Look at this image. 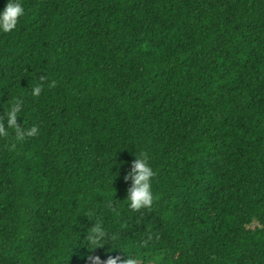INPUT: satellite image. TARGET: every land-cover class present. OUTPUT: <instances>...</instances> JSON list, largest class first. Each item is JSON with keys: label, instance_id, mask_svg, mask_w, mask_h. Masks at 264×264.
I'll use <instances>...</instances> for the list:
<instances>
[{"label": "trees", "instance_id": "trees-1", "mask_svg": "<svg viewBox=\"0 0 264 264\" xmlns=\"http://www.w3.org/2000/svg\"><path fill=\"white\" fill-rule=\"evenodd\" d=\"M22 3L0 33V117L18 102L24 133L0 136V264H264V0ZM141 155L154 200L132 210Z\"/></svg>", "mask_w": 264, "mask_h": 264}, {"label": "clouds", "instance_id": "clouds-1", "mask_svg": "<svg viewBox=\"0 0 264 264\" xmlns=\"http://www.w3.org/2000/svg\"><path fill=\"white\" fill-rule=\"evenodd\" d=\"M25 15V8L22 0H7V3L0 9V33H11L14 31L20 19ZM42 87L36 84L32 87V94L39 96ZM21 112V106L18 102H14L6 110L5 116L0 117V136L7 137L8 130L5 127V120L8 128H15L16 132L22 139L24 133L17 126V118ZM38 133L36 127L31 128L26 134L28 136H35ZM155 172L148 162L147 155L138 156L130 166V170L124 175L123 179L131 182V186L127 191L126 203L132 210H140L142 208L150 207L153 204V179ZM93 232L99 233L103 237L104 233L100 231L99 227L93 229ZM92 244L96 247L100 242L94 239ZM114 255H109L102 258L100 255L90 254L87 255L82 264H138L137 256L134 253H129L120 248Z\"/></svg>", "mask_w": 264, "mask_h": 264}]
</instances>
